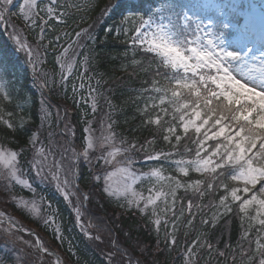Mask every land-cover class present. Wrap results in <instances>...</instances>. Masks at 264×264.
<instances>
[{"label": "snow or ice", "instance_id": "obj_1", "mask_svg": "<svg viewBox=\"0 0 264 264\" xmlns=\"http://www.w3.org/2000/svg\"><path fill=\"white\" fill-rule=\"evenodd\" d=\"M97 6L0 0V29L8 35L0 44L5 203L51 230L60 246L67 209L101 264H148L149 245L121 219L129 216L155 235L150 264H157L161 237L175 251L181 231L180 264H264V0H109L100 16L120 11L118 71L139 80L126 101L137 123L127 129L112 96L114 85L128 83L98 70L96 47L113 29L98 40L99 20L87 23ZM18 59L40 90L35 128L33 113L23 115L27 98L16 103L19 114L8 107ZM40 185L49 196L38 195ZM109 205L122 211L109 213ZM225 217L238 221L235 243L231 235L213 239ZM0 241L8 264H65L6 208Z\"/></svg>", "mask_w": 264, "mask_h": 264}, {"label": "trees", "instance_id": "obj_2", "mask_svg": "<svg viewBox=\"0 0 264 264\" xmlns=\"http://www.w3.org/2000/svg\"><path fill=\"white\" fill-rule=\"evenodd\" d=\"M95 3L98 5L94 11H92L89 15L87 23H92L95 20H99V24L96 25V35L99 41L105 40V33L108 29H113L111 37L105 43H98L96 47V52L99 54L98 60V70L102 73H106V78L108 77H121L124 76V79L128 83V87H123L120 85H114V95L112 96L114 104L118 105L123 109L122 114L119 115V121L121 128L127 129L128 127L137 123L133 119L134 115V107L130 103H126L128 96L131 92L132 88L138 87L139 80H127V76L118 71L120 64L122 63V54L124 52V45L121 44L118 40L114 39L115 36V26L119 24L121 19L120 11L115 10L113 12L108 13L107 15L101 17L100 12L102 8L109 3V0H95ZM71 23V21L69 22ZM86 26V25H82ZM61 28L63 26H60ZM71 31V29H68ZM8 41L7 32H4L0 29V44H4ZM51 55L49 56V60H51ZM16 67L14 69L15 78L19 81L15 86L14 100L11 105H8L9 110L17 111L19 114V110L16 109V103L23 102L25 98L29 100V102L25 105V112L23 115L27 116L29 112L33 113L32 122L29 125L30 127L35 128L39 124V118L35 115L36 110L38 109V101L40 99V90L33 86L32 83V73L31 68L25 63L23 59H18L15 61ZM46 67L50 68L51 64ZM18 93V96L16 94ZM67 106L71 110L72 101H66ZM102 107L106 109V106L102 104ZM75 120V117H73ZM127 120V123H125ZM5 135L4 130L0 128V139ZM9 138L11 134L9 133ZM77 135H80V126H77ZM143 135H147L143 133ZM20 142L23 143L26 139L25 136L19 137ZM15 146V145H13ZM37 183H39L37 181ZM19 194L22 195H30L27 191L20 192V189L16 190ZM38 195L49 196V191L45 188V185H40L38 189ZM58 196V194H57ZM55 206V201H54ZM8 211L15 215L18 219L22 221V223L30 228L34 229L38 232L46 241V244L50 246L51 249H57L61 256L63 257L65 264H101V257L98 252L94 251L93 248L86 244L82 237L79 235L78 229L74 226L73 217L70 216L69 211L63 207H61V215L60 222L62 226V230L64 233V243L62 246L59 245L54 238V234L51 230L45 229L42 224H38L18 212H15L12 206ZM122 210L116 208L115 206L109 205V213L119 214ZM123 224L127 226H132L136 228V231L133 232L134 237H139L140 240L149 245L148 251L146 253L145 259L150 264L152 257V252L157 247V242L154 234H149L148 231H145L142 227V222L139 220L132 219L130 216L127 218L122 217ZM239 224L235 218L229 219L225 217L222 219L217 228L214 231L213 239H220L223 236V240L227 241L229 239V235H231V242L235 243L236 237L238 235ZM178 236V244L176 246L175 251H169L168 248L164 246L163 238L161 237V241L159 243V248L162 251L155 257L157 264H180V260L178 259V255L182 250L185 244V238L183 236V231L177 234ZM69 240L72 241L71 248L75 252V255H72L69 252ZM3 242L0 241V248H2ZM0 258H5L3 252H0ZM5 264H8L7 259L5 258Z\"/></svg>", "mask_w": 264, "mask_h": 264}, {"label": "rangeland", "instance_id": "obj_3", "mask_svg": "<svg viewBox=\"0 0 264 264\" xmlns=\"http://www.w3.org/2000/svg\"><path fill=\"white\" fill-rule=\"evenodd\" d=\"M249 2H252V3H255V4H260L261 3V0H249ZM8 207L10 208L11 205L9 204H6L5 203V197L3 195H0V209H7L8 210ZM152 260V258H151Z\"/></svg>", "mask_w": 264, "mask_h": 264}]
</instances>
